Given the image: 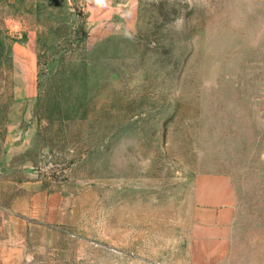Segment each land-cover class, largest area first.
Here are the masks:
<instances>
[{
	"label": "rangeland",
	"instance_id": "374dc122",
	"mask_svg": "<svg viewBox=\"0 0 264 264\" xmlns=\"http://www.w3.org/2000/svg\"><path fill=\"white\" fill-rule=\"evenodd\" d=\"M0 170L66 191L6 264H197L212 194L264 264V0H0Z\"/></svg>",
	"mask_w": 264,
	"mask_h": 264
},
{
	"label": "crops",
	"instance_id": "0c3cea01",
	"mask_svg": "<svg viewBox=\"0 0 264 264\" xmlns=\"http://www.w3.org/2000/svg\"><path fill=\"white\" fill-rule=\"evenodd\" d=\"M0 170V263L13 261L23 250L30 236L47 233L56 224H66V191H52L42 181H17L1 176ZM202 207L196 208L199 235L194 250L197 264H222L228 257L230 240L227 231L233 224V207L218 194L201 198ZM206 216V217H205ZM21 247V248H20ZM2 264V263H1Z\"/></svg>",
	"mask_w": 264,
	"mask_h": 264
}]
</instances>
